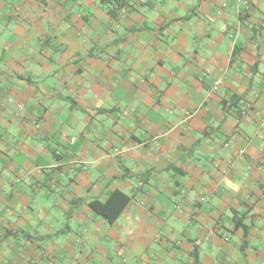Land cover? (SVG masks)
Returning <instances> with one entry per match:
<instances>
[{"label":"crops","instance_id":"1","mask_svg":"<svg viewBox=\"0 0 264 264\" xmlns=\"http://www.w3.org/2000/svg\"><path fill=\"white\" fill-rule=\"evenodd\" d=\"M0 264H264V0H0Z\"/></svg>","mask_w":264,"mask_h":264},{"label":"trees","instance_id":"2","mask_svg":"<svg viewBox=\"0 0 264 264\" xmlns=\"http://www.w3.org/2000/svg\"><path fill=\"white\" fill-rule=\"evenodd\" d=\"M102 1L104 2L105 0H102ZM239 100H240L239 97L232 96L226 102V105H229L230 108H233V106H235L239 102ZM130 200H131L130 196H128L121 190L117 189L111 192V194L109 195L106 201L102 202L99 200H92L89 202V206L97 214L102 216L105 220L112 223V222H115L119 218V216L121 215V213L123 212L127 204L130 202Z\"/></svg>","mask_w":264,"mask_h":264},{"label":"built area","instance_id":"3","mask_svg":"<svg viewBox=\"0 0 264 264\" xmlns=\"http://www.w3.org/2000/svg\"><path fill=\"white\" fill-rule=\"evenodd\" d=\"M242 2H244L246 5L249 4V0H242ZM204 75L205 76H209L210 73L208 71H206V73ZM220 84H221V79L220 78H215L214 81H213V84H212L211 88L213 90H215V89H217L219 87ZM247 112H248V107H245V108L242 109L241 115L242 116H245V115H247ZM71 142L74 143L73 140ZM226 146H227V144H226Z\"/></svg>","mask_w":264,"mask_h":264}]
</instances>
